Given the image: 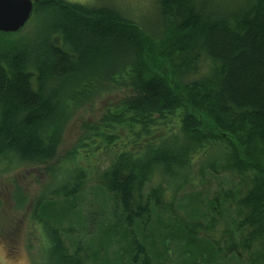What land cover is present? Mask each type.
Wrapping results in <instances>:
<instances>
[{"label":"trees","instance_id":"obj_1","mask_svg":"<svg viewBox=\"0 0 264 264\" xmlns=\"http://www.w3.org/2000/svg\"><path fill=\"white\" fill-rule=\"evenodd\" d=\"M32 5L0 32V170L49 179L31 203L15 188L49 263L264 264V0H158L151 30L109 6ZM88 191L101 208L84 213Z\"/></svg>","mask_w":264,"mask_h":264},{"label":"rangeland","instance_id":"obj_2","mask_svg":"<svg viewBox=\"0 0 264 264\" xmlns=\"http://www.w3.org/2000/svg\"><path fill=\"white\" fill-rule=\"evenodd\" d=\"M68 3L80 5L113 7L126 20L140 24L145 29H154L159 23L157 20L158 0H64ZM210 5L221 9H235L240 0H208ZM231 5V6H230ZM234 5V6H233ZM224 6V7H223ZM34 22V21H33ZM33 22L29 23L27 34L33 29ZM28 26V25H27ZM26 31V30H25ZM24 31V32H25ZM99 106V105H98ZM97 106V107H98ZM97 107H86L78 111L72 120L68 121L65 130L63 149L69 150L76 139L80 137V126L85 122H92L99 116ZM32 168H16V170H0V264H50L47 255L49 241L41 223L37 224L30 219L31 202L39 198L49 183V179L41 174L42 170ZM26 196L30 203L24 209H17L16 203L20 199L17 189ZM81 206L84 213L100 209L95 196L88 191ZM103 219V218H102ZM76 232L78 228L74 226ZM82 232H80L81 234ZM108 256L111 257V254Z\"/></svg>","mask_w":264,"mask_h":264},{"label":"water","instance_id":"obj_3","mask_svg":"<svg viewBox=\"0 0 264 264\" xmlns=\"http://www.w3.org/2000/svg\"><path fill=\"white\" fill-rule=\"evenodd\" d=\"M35 0H0V32L17 33L31 19Z\"/></svg>","mask_w":264,"mask_h":264}]
</instances>
